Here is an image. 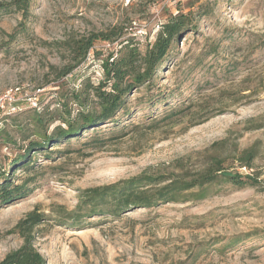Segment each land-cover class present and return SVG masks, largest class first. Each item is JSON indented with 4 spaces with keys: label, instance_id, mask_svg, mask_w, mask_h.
<instances>
[{
    "label": "rangeland",
    "instance_id": "374dc122",
    "mask_svg": "<svg viewBox=\"0 0 264 264\" xmlns=\"http://www.w3.org/2000/svg\"><path fill=\"white\" fill-rule=\"evenodd\" d=\"M178 15L192 16L195 31L180 35L156 72L151 91L166 106L148 112L137 104L146 88L137 90L118 130L106 124L52 144L50 158L32 152V169L8 173L28 143L42 139L34 118L52 123L44 127L49 134L76 115L74 95L93 108L90 87L102 80L101 61L115 57L125 39L151 44L160 25ZM116 29L120 40H96L78 68L51 82L70 65L76 42ZM15 88L37 102L0 117V172H13L10 181L23 187L0 202V261L21 246L14 227L34 212L42 219L34 246L46 264H264V0H29L27 11L0 12V94ZM248 149L255 153L251 169L240 171L237 160ZM213 158L255 186L72 223L84 191L144 174L192 175ZM232 240L239 243L229 247Z\"/></svg>",
    "mask_w": 264,
    "mask_h": 264
},
{
    "label": "trees",
    "instance_id": "16d2710c",
    "mask_svg": "<svg viewBox=\"0 0 264 264\" xmlns=\"http://www.w3.org/2000/svg\"><path fill=\"white\" fill-rule=\"evenodd\" d=\"M29 0H17L9 3H0V12L10 7L27 11ZM190 15H178L169 17L168 21L160 25L154 41L140 47L123 40L116 56L109 54L101 61L100 69L102 80L96 87H90V96L93 101V108L89 109V98L81 94L74 95V103L79 107L76 115H70L63 120L65 128L57 126L49 133L52 123L42 122L41 119H33L35 132L39 131L40 141H30L28 148L14 162L9 163L8 173L11 169L21 168L32 169L35 164L32 152H42L50 158V151L47 149L52 144L78 141L80 134L96 133L106 124H112L114 130H118L120 120H129L131 117V97L135 91L146 88L145 96L139 99V105L145 104L148 112L156 104L166 106L163 95H153L152 87L156 78L157 70L165 63L177 48V40L180 35L188 29L194 32ZM121 29L112 31L110 34H98L91 36L85 42H76L73 49V57L70 65L61 69L56 74V81L65 79L76 68H78L92 49L93 43L100 40L106 43H115L124 35ZM154 102V103H153ZM168 108V107H165ZM167 112V111H165ZM174 112H172L173 114ZM174 115V114H173ZM169 116L167 117L170 119ZM45 130H44V129ZM256 128L257 129H260ZM253 149L245 150L238 158V163L248 170L251 169V162L255 157ZM6 170V169H5ZM7 173V174H8ZM5 171L0 172V202L12 201L22 193L23 187L14 185L12 172L7 176ZM6 176V177H5ZM256 180L250 176L242 177L237 173L230 172L223 164V161L213 158L206 167L192 175H168L164 177L154 175H141L139 177L124 180L113 185L91 189L83 192L81 201L77 207L72 223L78 225L84 217L106 214L118 216L124 212L136 208H151L166 203H176L187 200L188 202H200L208 198L213 190L217 191L225 186L242 188L255 186ZM42 219L34 212L29 213L21 219L14 227V233L22 240V244L16 250L8 252L0 261V264H46L43 256L34 246V229L40 225ZM239 243L238 240L230 241L229 247Z\"/></svg>",
    "mask_w": 264,
    "mask_h": 264
},
{
    "label": "built area",
    "instance_id": "2783aa9c",
    "mask_svg": "<svg viewBox=\"0 0 264 264\" xmlns=\"http://www.w3.org/2000/svg\"><path fill=\"white\" fill-rule=\"evenodd\" d=\"M41 90H37L40 93ZM29 103L33 107L36 106L37 95L32 97L21 96L19 88H15L10 91H6L0 94V117L1 116H11L16 114L20 110V103ZM246 171L245 168H240V171Z\"/></svg>",
    "mask_w": 264,
    "mask_h": 264
}]
</instances>
